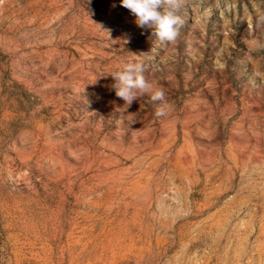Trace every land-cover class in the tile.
Wrapping results in <instances>:
<instances>
[{
	"label": "rangeland",
	"instance_id": "374dc122",
	"mask_svg": "<svg viewBox=\"0 0 264 264\" xmlns=\"http://www.w3.org/2000/svg\"><path fill=\"white\" fill-rule=\"evenodd\" d=\"M0 0V264H264V0ZM140 64L160 102L116 96Z\"/></svg>",
	"mask_w": 264,
	"mask_h": 264
},
{
	"label": "clouds",
	"instance_id": "9594fccd",
	"mask_svg": "<svg viewBox=\"0 0 264 264\" xmlns=\"http://www.w3.org/2000/svg\"><path fill=\"white\" fill-rule=\"evenodd\" d=\"M121 6L135 16L137 26L153 29V35L161 41L172 42L178 34V26L183 21L177 11L179 0H120ZM115 80L113 88L117 97L130 106L138 95L149 94L151 100L160 102L156 115H167L169 104L166 101L165 91L154 87L144 75V68L140 64L126 63L122 70L112 75Z\"/></svg>",
	"mask_w": 264,
	"mask_h": 264
}]
</instances>
